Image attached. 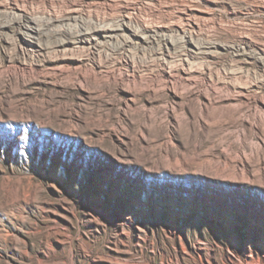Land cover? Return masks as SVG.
<instances>
[{
	"label": "rangeland",
	"instance_id": "374dc122",
	"mask_svg": "<svg viewBox=\"0 0 264 264\" xmlns=\"http://www.w3.org/2000/svg\"><path fill=\"white\" fill-rule=\"evenodd\" d=\"M0 264H264V0H0Z\"/></svg>",
	"mask_w": 264,
	"mask_h": 264
},
{
	"label": "bare ground",
	"instance_id": "6f19581e",
	"mask_svg": "<svg viewBox=\"0 0 264 264\" xmlns=\"http://www.w3.org/2000/svg\"><path fill=\"white\" fill-rule=\"evenodd\" d=\"M92 20V21H91ZM91 22H93V25H94V27H93V30L97 33V34H102V33H110L109 31H107V28H105L103 25H104V22H105V20H104V17H103V19L102 18H99V17H92L91 18ZM131 20V19H130ZM130 20L129 19H121L120 21H118L119 22V25H118V29H121V31H123L122 33H124V35L123 36H125L126 37V35H135V34H137L138 32H137V30H132L131 29V27H130V24H131V22H130ZM134 23V22H133ZM135 24V23H134ZM136 25V27L138 28V29H144V25L142 26L141 25V23H137V24H135ZM133 28V27H132ZM144 30H146V29H144ZM93 32V31H92ZM178 32V31H177ZM179 32H181V34H182V37H183V39L186 41V42H188V43H192V41H193V39L195 38V36H196V31H184V30H181V31H179ZM198 32V31H197ZM196 39V38H195ZM194 43V42H193Z\"/></svg>",
	"mask_w": 264,
	"mask_h": 264
}]
</instances>
